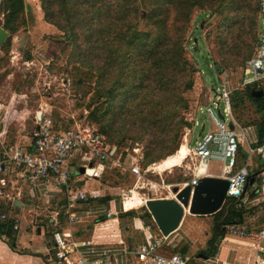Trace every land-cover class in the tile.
<instances>
[{"label": "rangeland", "instance_id": "obj_1", "mask_svg": "<svg viewBox=\"0 0 264 264\" xmlns=\"http://www.w3.org/2000/svg\"><path fill=\"white\" fill-rule=\"evenodd\" d=\"M8 1L0 0V25L3 27L9 14L6 8ZM81 1L83 5L79 7L86 8L87 0ZM118 1L122 0H100L99 6L104 2L114 6ZM142 1L126 0V3L134 7L139 6L141 12H146ZM171 1L158 0V11L170 20L173 16ZM196 1L199 2V7L192 11L188 25L183 31V19H180L179 25L165 30L171 33L172 41L182 40L186 47V58L194 68L191 72L193 88L185 93L181 92L180 84L185 81V77L180 73L177 74L179 84H171L174 100L178 94L183 98L181 103L173 102V105L182 106L179 114L184 117V122L180 124L178 142L172 147L176 153L185 139L187 140L189 156L182 165L162 172L153 168L157 162L169 156L163 158L165 149L161 151L160 148H166L167 143H163V139L171 136V133L164 132L166 122L160 121L155 125L153 120L143 121L138 116L133 117L134 113L130 112L137 102L136 92L143 90L147 85L139 89L140 84H112L118 76V70L106 68L102 73L107 51H101L100 45L86 44L87 35L91 31H82L77 19H74L72 25H78L71 32L68 31L70 25H67L66 10L59 3L56 4L51 17L53 24L45 17L41 0H24V12L12 21L11 28L15 29H7L10 36L0 48V102L9 104L14 101L30 110L22 122L24 125L20 126L16 117L9 121L11 131L22 129L20 133L29 136L34 128L36 113L42 111V108L47 109L48 114L61 128L76 124L94 126L117 147L123 166L108 170L100 178L77 175L81 188L101 195V203H106V199L112 197H118L121 201L129 200L132 196L136 201L174 198L173 188H182L183 184L194 176L196 160L191 150L198 138H201L199 133L202 123H205L206 131L217 128L207 110L212 106L218 114L213 104L216 96L213 90H217L225 82L233 89V96L236 92L244 90L247 85L245 81L253 75L248 69V62L258 55L260 9L256 8L260 0H246L243 20L239 19L241 11L235 7V0ZM103 8V12L114 10L105 6ZM70 12L72 14V10ZM133 16L134 19L130 20L133 24L138 22V30H148L145 28L147 20H143L142 16L139 19ZM100 17L104 18V13H101ZM253 19L256 24L254 27ZM55 22L61 23L66 31L59 29ZM94 27L98 29L101 25ZM126 28L125 26L122 29ZM72 34L76 35L75 40H71ZM92 40L96 41L94 34ZM133 53L140 51L135 50ZM262 75L264 76V73ZM132 77L129 76L128 81H131ZM154 86L157 90L160 88L159 84ZM112 87L115 88L114 95H108ZM250 87L263 89L264 79L251 84ZM130 92H134L133 95H130ZM143 94L144 91L141 92L140 98ZM152 102L142 108L149 112L150 117L157 112L150 109ZM135 108L137 109L134 111H137L141 106L138 104ZM259 118L260 114L251 101L238 103L237 107H234L232 102V121L243 126L254 123ZM151 157L156 158V162H149ZM239 158L246 162L244 157ZM136 163L140 166V176L130 171ZM214 166L220 169L222 164L219 161V164ZM263 182L264 180L259 178L255 185L249 183L244 197L239 198L245 210L243 223L250 229L264 228V201L261 199L264 195L260 187ZM94 199L80 203L90 205L96 201ZM63 205L64 202L59 200H42L36 202L34 207L40 211L45 209L37 215L40 221L42 219L48 224L49 217L53 215V208L59 209V217L62 220L67 218L68 214L66 209L62 208ZM145 209L148 208L144 204L139 208V213L143 214ZM186 216L180 227L184 239L174 242V248H170L174 249V252L198 255L206 248L211 237L214 217L189 212ZM152 224L156 228L155 222L152 221Z\"/></svg>", "mask_w": 264, "mask_h": 264}, {"label": "built area", "instance_id": "obj_2", "mask_svg": "<svg viewBox=\"0 0 264 264\" xmlns=\"http://www.w3.org/2000/svg\"><path fill=\"white\" fill-rule=\"evenodd\" d=\"M248 69L253 73L245 84H252L264 78V0H260V29L258 41V55L248 62ZM219 92V93H218ZM233 89L228 82L217 88L215 100L216 108H220L224 119L216 115L213 107L207 108L217 126L215 130L205 132L192 148L196 160L193 178L184 183L182 188L190 184L192 192L199 179L210 175L207 168L214 159L222 161V177L226 178L230 187L228 197L241 198L247 189L250 178L248 166L236 170L239 158V143L241 134L232 130L231 95ZM221 103L223 108H221ZM37 126L32 134V144L28 147L18 144L4 148L5 157L0 160V200H13L12 189L9 186L7 174L12 169H22V173L31 187L38 188L49 197L53 191L61 192L67 198V213L71 222L78 221L79 217L74 209L79 202H85L95 193L76 190L74 175L82 173L91 178H100L108 170L123 166L122 156L117 152L108 138L90 125L70 126L61 128L51 116L39 115L35 117ZM251 153L259 155L264 162V142L250 149ZM82 169L84 171L82 172ZM92 170L93 172H89ZM131 173L140 176L139 164L130 168ZM264 180V167L261 172ZM179 188V189H182ZM175 197V194H174ZM0 218L6 219L7 214L0 212ZM18 228V224L14 225ZM228 235L236 238L247 239V244L254 249L264 246V228L250 229L243 223H229L225 227ZM69 234L54 236L57 259L65 260L68 264L71 250L67 240ZM167 236L161 234L153 240L143 241L133 248L134 264H189L191 258L186 254L169 251L166 243ZM96 249H93L95 252ZM98 254L102 257L97 264H112L111 249H104ZM208 264H239L229 260L221 251L214 257L205 260ZM75 264H90L89 257H82Z\"/></svg>", "mask_w": 264, "mask_h": 264}, {"label": "crops", "instance_id": "obj_3", "mask_svg": "<svg viewBox=\"0 0 264 264\" xmlns=\"http://www.w3.org/2000/svg\"><path fill=\"white\" fill-rule=\"evenodd\" d=\"M217 110L218 114L216 115L219 116V111L221 112V110L220 108ZM29 111L28 108L21 107L14 101L9 104L0 102V160L5 157V153L3 152L4 148L18 144L28 147L32 144V134L37 126L36 120L34 122V128L29 136L22 135L20 133L22 129L19 130L18 128L15 132H12L9 126V121L15 117L18 119L20 126L24 125L22 122L27 116L26 113ZM41 112L43 116H50L47 109L42 108ZM214 112L216 113L215 109ZM36 116H39V112L38 114L36 113ZM230 124L234 125L233 130L241 134L239 157H244L246 160L244 163L239 158L236 170L248 166L250 171L248 184L251 178H253V184L255 185L257 180L262 178L261 172L264 167L261 157L250 151L251 148L258 146L260 138L258 129L254 123L241 126L239 123L232 121L229 122V126ZM201 128L199 137L207 132L205 123H202ZM219 161L220 160L214 159L209 164L207 172L210 175L222 177L223 167L221 166L220 169H217L214 166L216 163L219 164ZM220 163L223 165L222 161H220ZM180 165H182V163ZM195 172L194 170V173ZM252 174H256V178L251 177ZM77 175L83 174L77 172L74 175L73 183L75 189L93 193L80 187L79 179L76 177ZM7 179L13 191L12 194L14 199L12 201L6 199L0 200V212L7 214V218H0V222H10L13 224L16 249L13 250L8 245L6 234L0 237V264H68L65 260L57 259L55 256L56 246L54 236L56 233H59L61 236L69 234L67 238L71 247L69 260L74 262L71 264H75L77 260L84 256L90 258V264H97L102 258L98 252L100 253L104 249L112 250V256L110 258L112 264H134L135 256L132 253L133 248L143 241L153 240V238L162 234L158 226H156V223V228L153 226L152 221H155L152 215L150 218H145L143 216L149 212L148 209H145L143 214L139 213V208L144 204L146 205L147 200L140 201V199L136 201L134 196L126 201H121L118 197H112L106 199V203H101V201H103L101 195L89 197V199L95 198L94 200L96 201L93 204L90 203V205L81 204L79 202L74 206L79 217L76 222H71L69 220L67 210V218L62 220L59 217V209L53 208L51 210L53 215L49 217V223L45 224L42 219L41 221L38 219L39 215H37L45 211V209L41 211L36 209L34 207L35 203L42 200H47L48 202L59 200L60 202H64V207L62 206V208L67 209L66 195L61 192L53 191L49 197L44 196L41 190L31 187L28 184L24 173H22V169L10 170L7 174ZM261 185L260 187L263 190L262 194L264 195V182ZM261 199L264 201V196H262ZM131 211H134L133 215L129 214ZM15 224H18V228L14 227ZM181 224L178 229L167 236L165 244L168 245L169 251H175L170 248H174V242L184 239V236H182L180 232ZM122 229L125 231L123 232ZM245 240L247 239L232 237L228 235L225 230V236L214 255L208 256L202 252L193 256L187 254V256L191 258L189 264H208L205 260L214 257L220 252V249L229 260L239 264H264V246L260 250L254 249L250 247ZM93 249H96V251L93 252ZM179 253L182 254V252ZM203 255L207 256V258L203 257Z\"/></svg>", "mask_w": 264, "mask_h": 264}, {"label": "trees", "instance_id": "obj_4", "mask_svg": "<svg viewBox=\"0 0 264 264\" xmlns=\"http://www.w3.org/2000/svg\"><path fill=\"white\" fill-rule=\"evenodd\" d=\"M41 1L45 17L53 24L54 22L51 17L54 14L56 4L59 3L66 10L67 25H70L68 31L71 32L75 29L78 23L82 31H91L87 35L86 44L100 45L101 51H107V54L104 56L102 73H104L103 71L106 68H111L112 70L116 68L115 70H118V76L112 84H115V86L119 84H140L139 89L145 86V84L147 85L143 90L136 92L137 102L133 105L130 112L134 113L133 117L138 116L143 121L146 119L153 120L155 125H158L160 121L166 122L164 132L171 133V136L163 139V143H167V146L160 149L161 151L165 149L162 154L163 158L174 154L172 147L178 142L180 124L184 122V117L179 114V109L182 106L173 105L174 101L178 103L183 102V98L178 94L174 100L175 96L172 94L171 84H179L177 83V74L180 73L185 77V83L181 81L180 84L181 92L185 93L193 88L194 84L191 72L194 68L186 58V47L182 40L172 41L171 33L165 30L167 28L170 30V27L176 24L179 25L181 23L180 19H183L184 22L181 24L183 31L188 25L192 11L196 7H199V2L196 3V0H177V2L172 0L173 16H171L172 20H170L169 17L166 18L162 12L158 11V0H150L151 2L143 0L141 4H143L146 12H141L139 6L128 5L126 0L118 1L114 6H109L107 2L99 6L100 0H87L86 8L79 7L83 5L81 0ZM246 4V0H235L234 2L235 7L241 11L240 20H243ZM103 6L112 8L116 12L114 10L103 12ZM131 7L134 9H131ZM6 8L9 14L5 19L4 27L6 30L12 31L15 29L11 28L12 21L25 10L24 0H9ZM257 9H260V2ZM70 10H72V14ZM90 13H92L91 16ZM101 13H104V18L100 17ZM133 15H135V19H139L142 16L143 20H147L145 28L147 27L148 30L144 32L138 30V22L136 21L133 24L130 20L131 18L134 19ZM74 19H77L78 23L72 25ZM150 23L152 27H150ZM55 24L59 29L66 31V28L61 23L55 22ZM99 24L101 27L96 29L94 25ZM252 25L253 27L256 25L254 19L252 20ZM125 26L127 28L123 30L122 28ZM93 34L96 36V41L92 40ZM76 38V35L72 34L71 40H75ZM135 50H139L140 53L134 54L133 51ZM129 76H133L131 81H128ZM154 84H159L160 88L157 90ZM250 86L251 84H247L244 90L236 92L235 96L232 94L231 102H233L234 107H237L238 103L244 104L248 100L255 105L257 112L260 114V118L254 122L259 132L258 145H260L264 142V95L260 98L254 97L251 94L252 87ZM114 87L110 89L108 95H114ZM142 91H144V94L140 98ZM133 93L130 92V95H133ZM149 100L153 101L150 109L157 110L153 117L148 116L149 112L142 110L146 104L151 102ZM138 104L141 108L134 111L137 109L135 107H138ZM175 117H179V119L176 120ZM149 162H156V158L151 157V161ZM251 177L256 178V174H252ZM239 200V198L228 197L222 208L212 215L214 217L212 234L207 241L206 248L202 250L203 254L211 256L216 253L220 242L225 236L227 224L243 223L245 221L244 205ZM133 213L134 211L129 212L131 215ZM143 216L150 218L151 214L147 212ZM4 234L7 235L8 245L15 250L13 224L10 222H0V237H3Z\"/></svg>", "mask_w": 264, "mask_h": 264}, {"label": "water", "instance_id": "obj_5", "mask_svg": "<svg viewBox=\"0 0 264 264\" xmlns=\"http://www.w3.org/2000/svg\"><path fill=\"white\" fill-rule=\"evenodd\" d=\"M9 36V31L0 25V48ZM214 91L216 92V89ZM251 94L260 98L263 96L264 90L252 88ZM41 113L39 111V115ZM219 116L224 119L220 111ZM230 128L233 130L234 125L230 124ZM83 171L84 169H82ZM253 182L254 180L251 178L250 183L253 184ZM229 187L230 183L226 178L206 175L199 179L193 192L190 184L182 189L174 187V198L148 199L146 206L161 233L168 236L178 229L187 211L194 215H213L218 212L228 198ZM203 257L207 258L204 255Z\"/></svg>", "mask_w": 264, "mask_h": 264}, {"label": "bare ground", "instance_id": "obj_6", "mask_svg": "<svg viewBox=\"0 0 264 264\" xmlns=\"http://www.w3.org/2000/svg\"><path fill=\"white\" fill-rule=\"evenodd\" d=\"M187 141V140H186ZM189 156V147L185 141L180 145L177 152L157 162L155 168L157 171H165L183 163ZM155 183V182H154Z\"/></svg>", "mask_w": 264, "mask_h": 264}]
</instances>
